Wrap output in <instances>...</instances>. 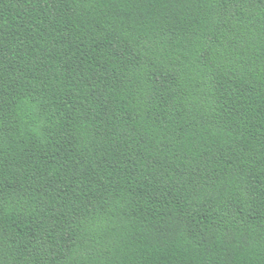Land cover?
<instances>
[{
	"label": "trees",
	"instance_id": "trees-1",
	"mask_svg": "<svg viewBox=\"0 0 264 264\" xmlns=\"http://www.w3.org/2000/svg\"><path fill=\"white\" fill-rule=\"evenodd\" d=\"M0 264H264V0H0Z\"/></svg>",
	"mask_w": 264,
	"mask_h": 264
}]
</instances>
